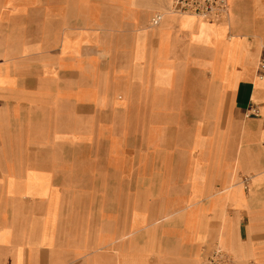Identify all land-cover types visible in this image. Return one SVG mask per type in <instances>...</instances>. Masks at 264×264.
I'll use <instances>...</instances> for the list:
<instances>
[{
  "label": "crops",
  "instance_id": "obj_1",
  "mask_svg": "<svg viewBox=\"0 0 264 264\" xmlns=\"http://www.w3.org/2000/svg\"><path fill=\"white\" fill-rule=\"evenodd\" d=\"M81 4L0 0V264H264V0H228L217 22L110 0L121 30ZM138 94L139 188L126 164L73 169L17 142L69 101Z\"/></svg>",
  "mask_w": 264,
  "mask_h": 264
},
{
  "label": "rangeland",
  "instance_id": "obj_2",
  "mask_svg": "<svg viewBox=\"0 0 264 264\" xmlns=\"http://www.w3.org/2000/svg\"><path fill=\"white\" fill-rule=\"evenodd\" d=\"M81 1L80 8L86 16L99 13L107 18L114 13L117 15L116 29H123L118 20L119 10L113 11L110 0ZM103 24L107 26L109 23L103 21ZM84 91L86 95L92 93L87 86ZM149 114L140 94L117 106L108 101H69L64 104L63 112L59 109L54 111L53 117L32 120L28 127L32 132H21L17 142L32 140L37 144L34 151L38 155L57 162L60 158L67 159L73 169L81 163H110L117 168L126 164L129 173H133V188L136 189L144 185L141 181V175L144 176V128L153 119ZM133 200L144 205V196Z\"/></svg>",
  "mask_w": 264,
  "mask_h": 264
},
{
  "label": "built area",
  "instance_id": "obj_3",
  "mask_svg": "<svg viewBox=\"0 0 264 264\" xmlns=\"http://www.w3.org/2000/svg\"><path fill=\"white\" fill-rule=\"evenodd\" d=\"M228 12V0H171V13L191 15L204 21L217 22L226 18ZM160 19L161 14H155L151 24H158ZM258 74L264 76V61L259 63ZM208 264H233V259L228 253L215 250Z\"/></svg>",
  "mask_w": 264,
  "mask_h": 264
}]
</instances>
